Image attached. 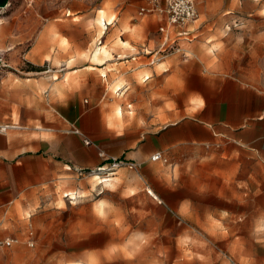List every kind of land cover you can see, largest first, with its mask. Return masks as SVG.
<instances>
[{
  "label": "rangeland",
  "instance_id": "rangeland-1",
  "mask_svg": "<svg viewBox=\"0 0 264 264\" xmlns=\"http://www.w3.org/2000/svg\"><path fill=\"white\" fill-rule=\"evenodd\" d=\"M193 2L198 19L182 25L167 0H9L0 124L46 129L79 94L154 129L228 80L264 91V0ZM154 165L0 192V239L17 240L0 264H264V168L251 151L224 141Z\"/></svg>",
  "mask_w": 264,
  "mask_h": 264
},
{
  "label": "crops",
  "instance_id": "crops-1",
  "mask_svg": "<svg viewBox=\"0 0 264 264\" xmlns=\"http://www.w3.org/2000/svg\"><path fill=\"white\" fill-rule=\"evenodd\" d=\"M84 103L71 95L46 129L0 124V192L29 196L52 173L84 174L114 158L153 173L156 153L168 160L224 141L251 151L264 168V91L237 80L224 82L208 105L154 129Z\"/></svg>",
  "mask_w": 264,
  "mask_h": 264
},
{
  "label": "built area",
  "instance_id": "built-area-1",
  "mask_svg": "<svg viewBox=\"0 0 264 264\" xmlns=\"http://www.w3.org/2000/svg\"><path fill=\"white\" fill-rule=\"evenodd\" d=\"M144 10V9H143ZM167 14L171 18L172 23L186 25L189 22H195L198 19V14L195 9L193 0H167ZM161 32L165 33V28H161ZM154 162H167V160L162 156L161 153H156L152 157ZM139 167L138 164L132 161H126L123 159H112L108 164H104L102 167L97 169L99 174H114L122 168H128L130 170H136ZM17 242L16 239H0V253L7 248H11ZM31 246L34 242L31 241Z\"/></svg>",
  "mask_w": 264,
  "mask_h": 264
},
{
  "label": "water",
  "instance_id": "water-1",
  "mask_svg": "<svg viewBox=\"0 0 264 264\" xmlns=\"http://www.w3.org/2000/svg\"><path fill=\"white\" fill-rule=\"evenodd\" d=\"M9 0H0V8L5 7Z\"/></svg>",
  "mask_w": 264,
  "mask_h": 264
},
{
  "label": "bare ground",
  "instance_id": "bare-ground-1",
  "mask_svg": "<svg viewBox=\"0 0 264 264\" xmlns=\"http://www.w3.org/2000/svg\"><path fill=\"white\" fill-rule=\"evenodd\" d=\"M96 179H100V177H95ZM104 181V180H103ZM108 181V180H107ZM102 182V181H101ZM105 182V181H104ZM151 194H153L152 192H150Z\"/></svg>",
  "mask_w": 264,
  "mask_h": 264
}]
</instances>
